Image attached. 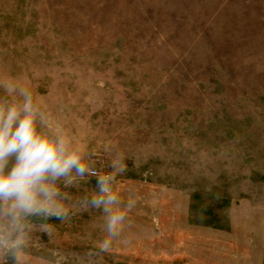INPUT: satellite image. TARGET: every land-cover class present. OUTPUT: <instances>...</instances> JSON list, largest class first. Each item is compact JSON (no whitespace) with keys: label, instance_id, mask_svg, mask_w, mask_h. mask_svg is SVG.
<instances>
[{"label":"rangeland","instance_id":"374dc122","mask_svg":"<svg viewBox=\"0 0 264 264\" xmlns=\"http://www.w3.org/2000/svg\"><path fill=\"white\" fill-rule=\"evenodd\" d=\"M9 80L92 171L55 182L63 216L0 217V264H264V0H0L22 103ZM121 154L104 249L91 198Z\"/></svg>","mask_w":264,"mask_h":264},{"label":"clouds","instance_id":"9594fccd","mask_svg":"<svg viewBox=\"0 0 264 264\" xmlns=\"http://www.w3.org/2000/svg\"><path fill=\"white\" fill-rule=\"evenodd\" d=\"M3 88L9 95L19 89L23 96L22 103L0 101V217L8 221L6 228L11 230L22 227V219L28 215L66 214L55 182L66 178L65 183L70 184L75 179L73 171L83 177L92 170L78 151L70 150L65 135L53 138L38 131V109L31 90L10 80ZM113 167L115 172L98 177L99 193L91 198V204L106 214L108 236L100 243L104 249L119 235L127 214L119 206L121 198L111 186L116 172L125 170L122 154ZM133 205L130 201L125 207L131 209Z\"/></svg>","mask_w":264,"mask_h":264},{"label":"built area","instance_id":"2783aa9c","mask_svg":"<svg viewBox=\"0 0 264 264\" xmlns=\"http://www.w3.org/2000/svg\"><path fill=\"white\" fill-rule=\"evenodd\" d=\"M93 174H96L95 172Z\"/></svg>","mask_w":264,"mask_h":264}]
</instances>
